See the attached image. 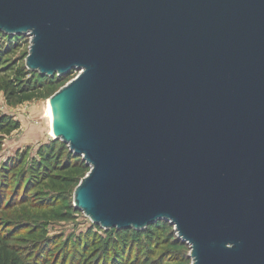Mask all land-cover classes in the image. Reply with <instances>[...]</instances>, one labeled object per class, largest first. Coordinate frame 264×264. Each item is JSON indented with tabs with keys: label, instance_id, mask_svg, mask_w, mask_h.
I'll use <instances>...</instances> for the list:
<instances>
[{
	"label": "water",
	"instance_id": "1",
	"mask_svg": "<svg viewBox=\"0 0 264 264\" xmlns=\"http://www.w3.org/2000/svg\"><path fill=\"white\" fill-rule=\"evenodd\" d=\"M0 33L31 39L27 73L78 72L48 105L89 222L264 264V0H0Z\"/></svg>",
	"mask_w": 264,
	"mask_h": 264
},
{
	"label": "rangeland",
	"instance_id": "2",
	"mask_svg": "<svg viewBox=\"0 0 264 264\" xmlns=\"http://www.w3.org/2000/svg\"><path fill=\"white\" fill-rule=\"evenodd\" d=\"M30 44L31 39L28 36L7 38L0 33V117H6L19 126L17 130L3 137L0 168L17 156L26 155L22 166L26 169L31 161L36 159L37 151L47 145H55L66 154L69 151L61 141L53 143L55 139L51 137L48 100L78 72H73L65 84H43L39 74L27 73L25 67ZM34 82H41L43 87L39 96L29 102L17 101L5 92L6 83L20 86ZM86 168L84 174L78 178V184L89 172V166L86 165ZM17 179L15 178L14 182ZM20 183L21 179L18 185L15 183L10 186L14 187L13 191L9 192L8 189L6 193V198L11 194L10 200L15 202L0 207V234L7 238L6 245L25 260L31 262L39 250L57 243L69 250L68 253H72L74 244L88 233L102 240L112 238L116 234L115 231H105L92 224L81 211L74 208V191L78 184L48 182L39 186L33 185L23 193ZM178 240L180 241L173 227H167L156 235L145 253L141 256L136 254L135 259L143 260L141 264L161 260L168 264L178 257H183L186 258L187 264H192L189 246L180 244ZM101 253V250H97L91 256L97 259ZM130 257L134 258V255Z\"/></svg>",
	"mask_w": 264,
	"mask_h": 264
},
{
	"label": "trees",
	"instance_id": "3",
	"mask_svg": "<svg viewBox=\"0 0 264 264\" xmlns=\"http://www.w3.org/2000/svg\"><path fill=\"white\" fill-rule=\"evenodd\" d=\"M4 35V34H3ZM7 38L11 36L4 35ZM16 37V36H12ZM74 71L62 76H54L52 78L39 76L43 84L47 86L55 84H65L70 79V75ZM41 82L33 84L16 86L13 84H5V92H8L13 99L21 102H29L39 96L43 87ZM19 128L17 123L12 122L6 117H0V149L4 136H8L11 132ZM58 140H54L56 143ZM66 146L65 144H62ZM66 149V148H65ZM68 151V150H67ZM26 155L17 156L0 168V207L14 203L10 200V195L6 198L7 190H14L15 183L18 185L21 179V190L24 193L26 189H30L33 185H40L51 182L52 184L74 185L78 184V178L81 177L86 168L85 162L80 157H76L68 151L62 152L55 145H47L41 147L37 151L36 159H33L26 169L24 160ZM81 175V176H80ZM15 178H18L14 182ZM6 187V188H5ZM18 194V193H17ZM22 200V199H21ZM167 227H171L168 223L160 221L145 228L142 231L135 230H116L112 238L102 240L100 237L88 233L79 239L72 248L73 252L62 248L60 244L52 247L42 248L33 256L31 262L25 260L20 254L14 252L6 245L5 236L0 234V264H141L143 260L135 259L136 254L141 256L146 249L151 246L156 235ZM179 241V240H178ZM180 244H184L179 241ZM104 244V246H101ZM101 250V255L96 259L92 257V253ZM134 255V258L130 256ZM151 264H166L161 261H154ZM168 264H187L186 258L178 257Z\"/></svg>",
	"mask_w": 264,
	"mask_h": 264
},
{
	"label": "bare ground",
	"instance_id": "4",
	"mask_svg": "<svg viewBox=\"0 0 264 264\" xmlns=\"http://www.w3.org/2000/svg\"><path fill=\"white\" fill-rule=\"evenodd\" d=\"M48 115H49V117H50L51 137H52V139H54V136H53V133H52V126H51V112H50V107H49V105H48Z\"/></svg>",
	"mask_w": 264,
	"mask_h": 264
}]
</instances>
